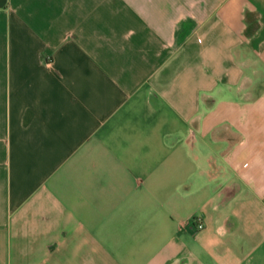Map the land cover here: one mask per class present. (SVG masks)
<instances>
[{
    "label": "crops",
    "instance_id": "0c3cea01",
    "mask_svg": "<svg viewBox=\"0 0 264 264\" xmlns=\"http://www.w3.org/2000/svg\"><path fill=\"white\" fill-rule=\"evenodd\" d=\"M0 264H264V0H0Z\"/></svg>",
    "mask_w": 264,
    "mask_h": 264
},
{
    "label": "built area",
    "instance_id": "2783aa9c",
    "mask_svg": "<svg viewBox=\"0 0 264 264\" xmlns=\"http://www.w3.org/2000/svg\"><path fill=\"white\" fill-rule=\"evenodd\" d=\"M204 227L203 223L198 219L197 228L202 229Z\"/></svg>",
    "mask_w": 264,
    "mask_h": 264
}]
</instances>
